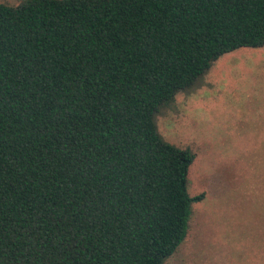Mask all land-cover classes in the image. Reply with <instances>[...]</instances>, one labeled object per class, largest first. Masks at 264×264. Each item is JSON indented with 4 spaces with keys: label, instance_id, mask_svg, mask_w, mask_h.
<instances>
[{
    "label": "trees",
    "instance_id": "obj_1",
    "mask_svg": "<svg viewBox=\"0 0 264 264\" xmlns=\"http://www.w3.org/2000/svg\"><path fill=\"white\" fill-rule=\"evenodd\" d=\"M263 46L264 0L0 2V264H163L204 193L154 115Z\"/></svg>",
    "mask_w": 264,
    "mask_h": 264
},
{
    "label": "rangeland",
    "instance_id": "obj_2",
    "mask_svg": "<svg viewBox=\"0 0 264 264\" xmlns=\"http://www.w3.org/2000/svg\"><path fill=\"white\" fill-rule=\"evenodd\" d=\"M154 122L165 141L192 151L188 192L204 193L163 264H264V46L220 56Z\"/></svg>",
    "mask_w": 264,
    "mask_h": 264
}]
</instances>
